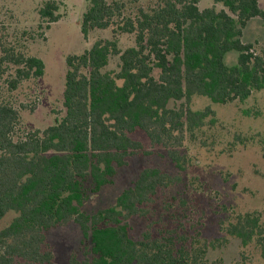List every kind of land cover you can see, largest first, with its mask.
Listing matches in <instances>:
<instances>
[{"label": "trees", "instance_id": "1", "mask_svg": "<svg viewBox=\"0 0 264 264\" xmlns=\"http://www.w3.org/2000/svg\"><path fill=\"white\" fill-rule=\"evenodd\" d=\"M210 1L200 8V0H155L128 12L119 0H85L83 39L94 30H109L111 39L65 58L61 116L21 136L19 105L1 90L39 80L45 64L0 41V220L15 215L0 230V264H55L47 233L70 223L79 227L84 248L82 259L72 254L68 264H245L243 255L232 263L208 258L228 238L254 244L264 259L258 212L233 213L219 222L225 237L208 241L199 220L181 221L161 199L166 219L150 222L138 239L129 233L132 218L153 217L158 197L182 182L191 164L181 152L187 137L215 121L209 107L191 110V98L225 105L264 90V47L257 52L241 41L249 20L264 22L260 0ZM57 11L52 0L39 8L45 28L60 19ZM121 35H131L133 46L121 49ZM229 52L238 54L233 66L224 63ZM112 58L116 70L107 69ZM136 131L165 150L178 174L144 169L113 206L83 212L87 192L108 185L130 157L151 154L131 138Z\"/></svg>", "mask_w": 264, "mask_h": 264}, {"label": "rangeland", "instance_id": "2", "mask_svg": "<svg viewBox=\"0 0 264 264\" xmlns=\"http://www.w3.org/2000/svg\"><path fill=\"white\" fill-rule=\"evenodd\" d=\"M46 1L0 0V41L21 48L45 64L44 75L39 80L23 83L12 93L5 94L1 90L4 96L19 105L21 125L16 131L18 136L23 132L44 129L61 116L65 58L80 54L99 39H111L109 30H94L86 40L83 39L79 22L86 8L85 0H52L58 5L60 19L45 28L38 10ZM119 1L125 4L128 12H134L137 7L147 6L155 0ZM210 3V0H200L199 7H207ZM259 5L264 9V0H260ZM40 28L42 35L38 36ZM241 41L252 44L257 52L263 48L264 22L259 18L249 20L242 31ZM119 44L121 49L131 47L133 37L121 35ZM237 55L236 52L227 53L224 63L233 66ZM116 65L117 58H112L107 69L116 70ZM178 105L169 103L170 107ZM206 107L214 112L215 121L195 131L192 138L187 137L181 152L191 164L182 173V182L169 189L164 197H158L153 217H135L129 221V233L133 239H138L146 226L161 216V199L173 204L171 212L177 213L181 221H185L183 217L190 223L199 220L201 235L208 241L225 237L219 222L231 219L233 213L258 212L264 222V90L252 92L243 102L236 100L225 105L214 104L206 97L191 98V110L202 111ZM131 138L141 142L151 154L130 157L127 165L117 170L108 185L97 193L87 192L83 212L90 215L113 206L121 192L144 169L156 168L170 175L178 174L168 161L165 150L151 147L144 133L136 131ZM14 216L13 213L4 216L0 220V230ZM162 218L164 220L166 216ZM46 237L53 249L55 264H68L72 254L82 259L84 247L77 225L70 223L52 229ZM242 255L245 256V264H264L254 244L243 247L235 238H228L225 245L210 250L208 258L232 263L242 259Z\"/></svg>", "mask_w": 264, "mask_h": 264}]
</instances>
